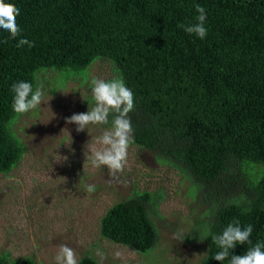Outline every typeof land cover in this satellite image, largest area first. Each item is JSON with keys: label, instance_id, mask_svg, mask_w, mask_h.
Instances as JSON below:
<instances>
[{"label": "trees", "instance_id": "trees-1", "mask_svg": "<svg viewBox=\"0 0 264 264\" xmlns=\"http://www.w3.org/2000/svg\"><path fill=\"white\" fill-rule=\"evenodd\" d=\"M5 2L20 9L21 35L0 30V172L21 153L8 126L12 83L34 87L38 69L77 72L105 57L134 94L133 143L186 172L213 202L205 236L236 219L252 225L253 244L264 242V0ZM196 4L206 10L204 39L177 28L195 22ZM20 38L35 46L18 48ZM151 204L148 191L135 189L106 210L100 235L148 251L158 242ZM205 245L197 264H221L211 258L218 249L210 236ZM248 247L237 244L231 254ZM78 262L99 264L88 253ZM0 264L45 263L0 254Z\"/></svg>", "mask_w": 264, "mask_h": 264}, {"label": "rangeland", "instance_id": "rangeland-1", "mask_svg": "<svg viewBox=\"0 0 264 264\" xmlns=\"http://www.w3.org/2000/svg\"><path fill=\"white\" fill-rule=\"evenodd\" d=\"M116 76L120 72L105 57L77 72L63 67L35 73L34 88L43 83L45 102L28 113L15 114L8 123L21 153L8 172H0L2 256L55 264L61 244L73 248L78 261L88 253L99 264H197L204 256V229L213 202L186 172L131 143L127 164L118 174L122 182L109 183L107 169L93 168L85 159L98 147L95 139L106 126L89 125L77 132L75 124L65 122L93 106L92 78ZM88 184L95 185L94 192L86 190ZM135 189L148 191L152 199L149 216L158 242L146 252L114 243L99 230L106 210ZM178 233L184 235L183 241L174 238Z\"/></svg>", "mask_w": 264, "mask_h": 264}, {"label": "clouds", "instance_id": "clouds-1", "mask_svg": "<svg viewBox=\"0 0 264 264\" xmlns=\"http://www.w3.org/2000/svg\"><path fill=\"white\" fill-rule=\"evenodd\" d=\"M198 15L194 17L195 22L191 24H178L177 28L186 34L195 35L200 39L207 36L205 27L206 10L199 4L195 5ZM20 9L14 3H6L0 0V30H4L9 37L16 39L21 35V28L17 24V16ZM7 43V40L2 41ZM27 45L34 47V42L27 38H20L17 47ZM44 85L38 83L33 87L31 82L17 81L11 85L13 93L11 108L16 114H25L37 109L44 101ZM91 102L93 106L85 113L73 114L67 117L65 122L76 125V131H85L89 125H102L106 127L95 139L94 147L85 159L91 167L106 168L113 181L121 183L118 174L124 171L127 164L128 148L133 143V126L129 113L134 110V94L128 88L122 77L116 76L110 80L92 78L90 81ZM49 95L47 103L51 100ZM111 116V120L109 117ZM66 159V157H64ZM88 192L95 191V185H86ZM253 232L252 225L241 227L240 222L234 219L218 234L209 232L206 237H211L212 243L218 251L212 255V259L221 264H264V242L253 244L250 239ZM175 239L183 241V234H176ZM237 244L250 245L243 255H232L231 250ZM102 255L101 253H97ZM119 257L120 253H115ZM55 264H79L76 252L73 248L61 244L54 257Z\"/></svg>", "mask_w": 264, "mask_h": 264}]
</instances>
